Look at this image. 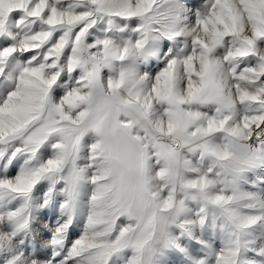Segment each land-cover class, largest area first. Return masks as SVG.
<instances>
[{
	"label": "snow or ice",
	"instance_id": "6c2138e0",
	"mask_svg": "<svg viewBox=\"0 0 264 264\" xmlns=\"http://www.w3.org/2000/svg\"><path fill=\"white\" fill-rule=\"evenodd\" d=\"M0 264H264V0H0Z\"/></svg>",
	"mask_w": 264,
	"mask_h": 264
},
{
	"label": "rangeland",
	"instance_id": "374dc122",
	"mask_svg": "<svg viewBox=\"0 0 264 264\" xmlns=\"http://www.w3.org/2000/svg\"><path fill=\"white\" fill-rule=\"evenodd\" d=\"M194 3L198 2V0H193Z\"/></svg>",
	"mask_w": 264,
	"mask_h": 264
}]
</instances>
